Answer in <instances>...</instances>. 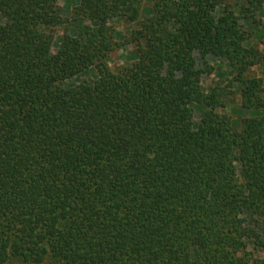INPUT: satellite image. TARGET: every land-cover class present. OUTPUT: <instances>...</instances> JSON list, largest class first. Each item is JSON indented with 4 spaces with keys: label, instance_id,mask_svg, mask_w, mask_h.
I'll return each mask as SVG.
<instances>
[{
    "label": "trees",
    "instance_id": "16d2710c",
    "mask_svg": "<svg viewBox=\"0 0 264 264\" xmlns=\"http://www.w3.org/2000/svg\"><path fill=\"white\" fill-rule=\"evenodd\" d=\"M59 1L0 0V264H264V117L223 110L233 81L264 107L245 24L221 0ZM208 55L229 83L205 88Z\"/></svg>",
    "mask_w": 264,
    "mask_h": 264
},
{
    "label": "rangeland",
    "instance_id": "374dc122",
    "mask_svg": "<svg viewBox=\"0 0 264 264\" xmlns=\"http://www.w3.org/2000/svg\"><path fill=\"white\" fill-rule=\"evenodd\" d=\"M75 0H60L59 4L62 9V14L64 16H69L70 6L74 4ZM153 0H143V14L149 15L152 11ZM246 5L250 9L242 12V6ZM227 7L229 10L234 11V15L238 16L239 22L245 24V27L250 31V38L248 37L247 44L253 43L258 49L260 55L263 56V62L257 63L251 67L252 72L258 77L262 78L264 84V0H221L218 4L217 12H221L224 7ZM247 16V17H246ZM111 23L117 28L118 37L122 38L125 34L126 37L132 35L133 29L138 25L137 22H130L125 17H114L111 19ZM65 25H61L57 28V34H62ZM248 31V33H249ZM59 35H57V40H59ZM123 42V39L119 40ZM130 46L119 47L114 50L110 56V64L113 66L115 64L125 63L127 59L128 51ZM210 66L213 67L211 72H206L203 74L202 82L205 88H209L213 85L218 84L219 82L229 83L233 79V72L227 65V61L221 57L214 55H208ZM87 75V77H94L95 71L90 70L87 74H80L75 79L80 80ZM230 86L233 87L234 93L233 98L229 103L223 108L224 111L231 114L234 117V120L237 122L239 127L242 126V118L247 115H257L259 117H264V107L259 108H245L242 106V99L239 93V84L236 81H233ZM200 111L198 108L195 110V118L197 119ZM235 122V124H236ZM240 173V171H239ZM241 177V175L239 174ZM242 178V177H241ZM250 249L253 247L250 245ZM255 254L259 256H264V252H258L255 250Z\"/></svg>",
    "mask_w": 264,
    "mask_h": 264
}]
</instances>
